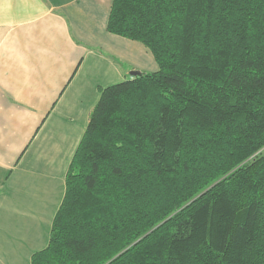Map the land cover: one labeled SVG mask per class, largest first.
<instances>
[{
  "label": "trees",
  "instance_id": "1",
  "mask_svg": "<svg viewBox=\"0 0 264 264\" xmlns=\"http://www.w3.org/2000/svg\"><path fill=\"white\" fill-rule=\"evenodd\" d=\"M156 71L103 87L31 264H264V0H113Z\"/></svg>",
  "mask_w": 264,
  "mask_h": 264
},
{
  "label": "crops",
  "instance_id": "2",
  "mask_svg": "<svg viewBox=\"0 0 264 264\" xmlns=\"http://www.w3.org/2000/svg\"><path fill=\"white\" fill-rule=\"evenodd\" d=\"M112 2L0 0V264L47 246L101 89L158 69L107 30Z\"/></svg>",
  "mask_w": 264,
  "mask_h": 264
},
{
  "label": "water",
  "instance_id": "3",
  "mask_svg": "<svg viewBox=\"0 0 264 264\" xmlns=\"http://www.w3.org/2000/svg\"><path fill=\"white\" fill-rule=\"evenodd\" d=\"M138 72L137 71H132V75H136Z\"/></svg>",
  "mask_w": 264,
  "mask_h": 264
}]
</instances>
